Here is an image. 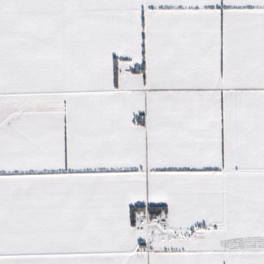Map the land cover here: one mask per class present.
<instances>
[{"label": "snow or ice", "instance_id": "obj_1", "mask_svg": "<svg viewBox=\"0 0 264 264\" xmlns=\"http://www.w3.org/2000/svg\"><path fill=\"white\" fill-rule=\"evenodd\" d=\"M0 264H264V0H0Z\"/></svg>", "mask_w": 264, "mask_h": 264}]
</instances>
